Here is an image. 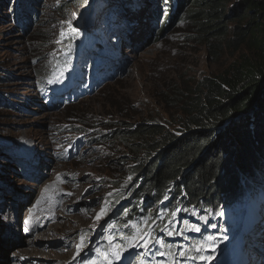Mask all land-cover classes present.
Wrapping results in <instances>:
<instances>
[{
    "label": "rangeland",
    "instance_id": "1",
    "mask_svg": "<svg viewBox=\"0 0 264 264\" xmlns=\"http://www.w3.org/2000/svg\"><path fill=\"white\" fill-rule=\"evenodd\" d=\"M83 1L61 5L62 0H0V248L6 250L0 253V264L99 263L100 259L87 261L85 251L107 224L111 195L122 187L129 193L131 177L128 166L119 173L112 167L114 159L124 154L120 141L97 137L148 116L164 120L169 117L164 110L168 90L178 84L188 90L198 79L227 68L241 53L235 55L233 48L224 46L216 58L185 19L148 39L151 29L163 20L157 19L156 0L139 4L138 0H91L89 8ZM105 1L100 12L90 13L93 5L97 8ZM17 4L30 10L25 18L18 17ZM129 4L136 8L125 10ZM120 5L123 13L114 12ZM107 11L114 12L113 17L105 19ZM20 19L30 26L24 27ZM113 32L116 36L111 38ZM88 49H94L98 58L112 52L117 62L122 61L114 64V78L84 97L49 102L47 93L68 90L67 57ZM176 121L178 117L170 118L169 126L176 128ZM67 150L73 155L67 156ZM119 180L122 185L115 184ZM257 219L259 228L264 214ZM35 224L40 226L33 231ZM145 224L141 229L150 240ZM246 225L233 232L241 240L238 254L233 252L227 264H264V233L258 236L253 226L241 233ZM191 231L187 229L185 236ZM158 238L150 245L161 246L149 259L151 264L184 258L206 263L218 259L227 243L182 238L173 258ZM247 238L249 248L244 247ZM110 241L105 239L104 244ZM103 254L111 264L124 257L112 259L109 250ZM130 257L133 264H145L143 256Z\"/></svg>",
    "mask_w": 264,
    "mask_h": 264
},
{
    "label": "trees",
    "instance_id": "2",
    "mask_svg": "<svg viewBox=\"0 0 264 264\" xmlns=\"http://www.w3.org/2000/svg\"><path fill=\"white\" fill-rule=\"evenodd\" d=\"M68 1L62 0L61 5ZM156 3L157 19L163 20L151 29L148 39L185 19L216 58L224 46L233 48L235 55L241 52L227 68L198 79L188 90L180 84L168 90L164 110L169 117L164 120L148 116L97 137L99 141L104 137L120 141L124 154L112 163L115 173L129 168V195L122 187L110 200L115 207L132 195L120 218L122 233L135 230L128 222L139 229L145 222L152 224L156 232L167 227L163 240L173 253L181 245L174 237L186 239L182 234L187 225L200 229L189 232L192 240L222 244L228 233L251 220V213L258 209L253 199L264 195V0ZM82 5L89 8L92 1ZM15 9L21 18L30 11L20 4ZM20 21H25L24 27L30 26L26 19ZM76 54L67 57L69 63ZM80 59L81 73L96 60L94 52H84ZM104 78L109 81L114 76L109 72ZM94 85L90 81L84 89ZM175 116L178 124L172 128L169 119ZM120 181L114 183L122 185ZM179 209L181 215L175 220L172 214ZM170 262L190 264L192 259Z\"/></svg>",
    "mask_w": 264,
    "mask_h": 264
},
{
    "label": "snow or ice",
    "instance_id": "3",
    "mask_svg": "<svg viewBox=\"0 0 264 264\" xmlns=\"http://www.w3.org/2000/svg\"><path fill=\"white\" fill-rule=\"evenodd\" d=\"M73 31H75V30H73ZM53 82H54L53 80H49V83H53ZM102 212H103V210H102ZM97 218L99 219L100 217L98 216ZM192 230H194V231H199L200 229H199L198 227H193ZM83 242H84V237L82 236V237H81V246L83 245ZM146 243H147V242H146ZM101 255H103V254H101ZM115 255H116L117 257H119V252H116ZM105 261H107V257H106V256H105ZM107 264H111V262H110V261H107Z\"/></svg>",
    "mask_w": 264,
    "mask_h": 264
},
{
    "label": "bare ground",
    "instance_id": "4",
    "mask_svg": "<svg viewBox=\"0 0 264 264\" xmlns=\"http://www.w3.org/2000/svg\"><path fill=\"white\" fill-rule=\"evenodd\" d=\"M2 194L4 195V193H2ZM41 207H42V206H41ZM20 209H21V208H20ZM32 209H33V208H32ZM46 213H49V212L46 211ZM46 213H44V214H46ZM42 215H43V214H42ZM28 217H31V214H29ZM6 223H7V222H6ZM5 225H6V224H5ZM38 226H40V225H39V224H35V227L33 228V231L36 230V228H38ZM48 226H49V225H47L46 227H48ZM5 227H6V226H5ZM0 239H1V238H0ZM1 241H2V240H1ZM1 241H0V242H1ZM2 242H3V241H2ZM29 248H31V247H29ZM25 250H28V249H25ZM2 251H3V252H6L5 249H1V248H0V253H1ZM33 251H35V253H36V250H33ZM39 252H40V251H39ZM255 252H256V251H255ZM33 253H34V252H33ZM257 254H259V253H257ZM254 255H255V254H254ZM61 256H63V255H61ZM59 257H60V256H59ZM260 257H261V256H260ZM129 261H130V260H129ZM257 264H258V263H257Z\"/></svg>",
    "mask_w": 264,
    "mask_h": 264
}]
</instances>
